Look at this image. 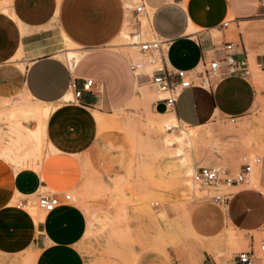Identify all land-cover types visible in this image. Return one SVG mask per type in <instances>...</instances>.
<instances>
[{"label": "crops", "instance_id": "0c3cea01", "mask_svg": "<svg viewBox=\"0 0 264 264\" xmlns=\"http://www.w3.org/2000/svg\"><path fill=\"white\" fill-rule=\"evenodd\" d=\"M138 1L11 0L9 11L15 17L0 9V110L8 107L10 99L25 94L49 106L61 101L75 102L73 93L82 90L86 80H94L93 92H83L77 102L84 109L101 112L93 115L98 127L96 114L115 116V112L133 101L138 86L145 85V75H135L132 60L112 48L124 29L126 16L128 21ZM140 3L155 9L151 18L147 9L149 24L157 37L169 41L167 66L189 73L200 72L210 60L220 58L227 42L234 43L237 59L247 55L243 48L248 33L245 38L242 36V23L258 22L255 17L263 12L259 0H140ZM226 19L228 23L222 26ZM191 23L198 29L189 34ZM52 28L58 29L61 38L63 34L85 50L73 69L57 56ZM255 31L256 38L264 42L263 31L257 28ZM132 40L136 42L138 38ZM19 54L21 57L17 58ZM255 62L260 70L264 69V55H256ZM69 95L74 99L67 102ZM257 106L258 94L251 78L238 76L210 79L209 87L187 89L172 111L166 110L162 102L154 103L157 113L174 112L182 123L194 128L216 118L236 121ZM52 107L53 114L57 107ZM28 124L22 122L23 127L36 130V124L34 127ZM29 146L27 151L31 149ZM22 154L5 139L0 158L12 165L14 171L0 161V254L15 256L30 251L36 255L35 264H86L78 248L87 230L83 210L65 203L37 221L30 211L13 205L20 196L24 204L31 202L29 205L37 208L33 203L46 188L39 168L24 165L19 157ZM259 182L264 185V178ZM246 185V189L231 196L227 208L220 212L221 219L214 216L203 224L204 232H215L220 220L229 228L243 230L264 225V198L260 192H254L257 188L250 187L251 178ZM203 210L205 207L199 206L192 219L197 221L199 213L205 215Z\"/></svg>", "mask_w": 264, "mask_h": 264}, {"label": "rangeland", "instance_id": "374dc122", "mask_svg": "<svg viewBox=\"0 0 264 264\" xmlns=\"http://www.w3.org/2000/svg\"><path fill=\"white\" fill-rule=\"evenodd\" d=\"M139 5L140 0L135 8ZM10 6L11 0H0V9L15 17L9 11ZM147 9L151 18L155 9L150 5ZM127 16L124 29L112 48L126 54L133 62L144 60L140 50L134 46L135 41L130 38L135 29L131 13L128 21ZM255 18L259 21L242 23V36L245 38L248 33L243 51L248 55L249 78L258 94V106L234 122L216 118L197 128L188 127L177 118L180 128H167L165 136L183 137L184 130H194L195 135L191 140L185 139L183 144H172L166 154L158 147L147 122L150 118L160 121L175 113H157L154 103L163 95L151 86L149 76L143 82L145 98H141L140 89H137L132 102L115 112V116L108 117L119 126L120 133L104 136L93 120V115L101 112L82 108L76 99L75 102L51 104L57 109L52 114L48 137L42 145L44 148L41 147L34 157L37 164L41 159L38 173L46 186L41 194L58 197L71 194L72 201L66 205L83 210L87 230L78 248L86 264H199L209 257L219 264H230L239 252L250 250H254L264 264V252H260L264 243V225L254 230H243L229 228L220 220L215 232L206 233L202 230L203 224L214 216L219 218L220 212L227 207L205 198L216 193L214 188L200 187L206 195L203 199L194 200L179 185V167L186 158H190L194 171L201 166L218 165L235 174L240 169L242 157H264V96H260L264 95V69L260 70L255 62L256 55H264V42L255 36L256 28L264 34V11ZM145 23L149 24V20L142 17L144 39L157 38L152 26H145ZM52 29L57 54L65 49L85 51L75 42L66 48L58 29ZM26 33L22 29V34ZM18 56L21 57L20 54ZM152 71L153 68L147 69V75L151 76ZM27 101L30 100L26 94L10 99L6 104L8 107L0 110V117L14 108L25 107L29 104ZM1 127L7 130V125L0 122ZM4 144L5 134L1 131L0 153ZM132 150L133 155L130 153ZM0 161L4 159L0 158ZM78 187V192H74ZM247 187L241 185L229 190L219 187V190L235 195ZM250 187L257 188L254 192L259 193L264 185L258 183ZM79 195L84 201H79ZM19 197L13 205L23 202ZM33 204L37 206V201ZM201 205L205 207V215L197 212L199 219L196 221L192 217ZM229 234L237 235L239 247L228 241ZM35 261L36 255L30 251L15 256L0 254V264H35Z\"/></svg>", "mask_w": 264, "mask_h": 264}, {"label": "built area", "instance_id": "2783aa9c", "mask_svg": "<svg viewBox=\"0 0 264 264\" xmlns=\"http://www.w3.org/2000/svg\"><path fill=\"white\" fill-rule=\"evenodd\" d=\"M259 6L264 11V0H259ZM133 13L131 22L135 30L132 35H135L137 34V30L140 29L141 18H148L149 13L144 3H140L139 6L134 8ZM227 23L228 22L223 23L222 26H225ZM138 35L140 36V33H138ZM137 46L145 59L138 60L137 62L132 61V69L137 76V71L139 69L146 71L147 69L153 68L151 76L145 73L143 77L149 76L151 86L155 88L159 94L163 95V97L159 98L156 102L164 103L168 111L174 110L178 99L187 89L195 86L209 87L210 79H223L232 76H238L244 79L250 77V64L247 55H244L242 59H237L233 53L234 43L232 42H227L223 46V55L220 58L210 60L207 68L203 71L194 73L167 66V52L169 49V41L167 40H163L160 37L154 38L153 40L144 39ZM94 86V80H86L82 90H77L73 93L75 99L78 101L83 92H93ZM230 121L234 122V119ZM254 172L258 173L261 180L264 178V157H242L240 169L235 174H231L227 169L218 165L201 166L196 168L192 173L191 182L199 187L214 188L216 193L210 197L205 196V198L211 199L218 206H227L233 194L231 192L222 193L219 187L229 190L241 185H246ZM260 193L264 198V187L263 191ZM71 201V194H65L63 197L41 194L37 201V206L43 212L51 213L63 204ZM27 204L22 202L18 206L25 208ZM155 206H158V204ZM260 252H264V243L260 247ZM173 264L179 263L174 262ZM199 264H219V262L209 257ZM230 264L263 263L261 259L255 255V251L250 250L239 252Z\"/></svg>", "mask_w": 264, "mask_h": 264}, {"label": "bare ground", "instance_id": "6f19581e", "mask_svg": "<svg viewBox=\"0 0 264 264\" xmlns=\"http://www.w3.org/2000/svg\"><path fill=\"white\" fill-rule=\"evenodd\" d=\"M145 26H149V24H146ZM197 29H198V27H196L193 23H191L188 33L191 34V33L195 32ZM132 33L133 32L130 33V37L138 38V42H135L134 46L137 49H139V47L137 45L141 41L144 40V34L142 32L141 23H140V29H138L136 32L137 34L132 35ZM138 33H140V36L138 35ZM123 35H125V33ZM62 39H63L62 42L64 43L66 48L68 46L72 45V43L63 34H62ZM57 56L60 59H62L63 61H65L71 69H73L74 66L79 62V60L83 56V53H81L79 51H75V50L67 51L65 49V50H59ZM17 57H19V56H17ZM145 73H146L145 70L139 69L137 71V76L145 75ZM143 87H144V85H139L137 88V89H140L139 92H140L141 98L142 97L145 98ZM28 99L30 100L29 102L27 101L29 104L25 105V107H17V108H14V109L8 111L5 114H2V118L0 117V122L4 125H7V130H6V128H2L3 127L2 126L0 128V132L3 131L5 134V139L8 138L12 143L15 144V147H16V150L18 153H23L22 156H19V157H20L21 161L24 163V165H29V168H31V166H33L35 168H39L41 166V163H40L41 159H40V157H37L38 160L40 159L38 162L40 164V166H38L39 164L36 163V160H34L35 159L34 157H36V155H38L41 147H43L42 146L43 143L47 140V138H46V127H47V123L49 121V118H50L54 108L52 106L39 103L30 97ZM73 99H74L73 96L69 95L65 99V101H67V102L73 101ZM31 100L34 102L30 103V102H32ZM96 117H97L99 126H100L104 136L105 135L107 136L109 133H113V132H118V133L121 132L119 129V126L116 123H114L112 120H109L110 118H108L106 116L99 115V114H96ZM22 122L29 123L30 125L36 124L37 128H36V130L27 129V128L23 127ZM147 124L150 127V129H151V131H152V133H153V135L157 141L158 147L160 149H162L164 154H166L165 151H169V148H171L172 144H174V143L183 144L185 139L191 140L195 135V132H193L194 130L191 129L193 131L184 130L183 132L185 133V135L183 137H167V136H165V132L167 131V128L168 129L169 128H178V126H179V121H178L175 114H172L166 118H163L160 121H156L155 119L150 118L148 120ZM179 128H180V126H179ZM130 143H131V140H130ZM28 145L31 146V147L29 146V149L31 148L29 151L26 150ZM12 148H14V146ZM45 149H44V152H45ZM124 149H125V147H124ZM170 151H171V149H170ZM130 153L133 155L134 150L130 151ZM178 155H179V153H178ZM190 162H191L190 158H186V160L184 159V161H181V165L179 167V185L181 188H183L187 191V194L190 195V197L192 195L194 197V200H195V199L204 197L206 195V191L201 190L199 186H196L191 182V175L194 172V168L191 167ZM21 167H22V165H21ZM250 178H251V186H255L256 184L260 183L259 178H258V174L256 172H254V174H252L250 176ZM86 183L84 184L83 188L86 186ZM79 194L82 195L83 193L82 194L79 193ZM15 199H14V201H15ZM14 201H13V204L15 203ZM79 201H81V202L84 201L81 196H80ZM37 208L32 207L28 203L26 205V207L24 208V210L27 209L28 211H30L33 215H35V217L37 218V221H40L45 216V212L41 211L40 208H38V209ZM106 221H108V220H106ZM227 236H228V241H230L231 244H233L235 247L240 246V244L237 240V235L229 234Z\"/></svg>", "mask_w": 264, "mask_h": 264}]
</instances>
